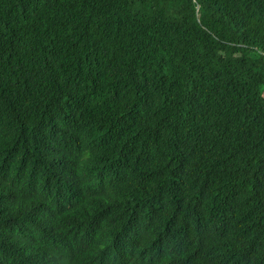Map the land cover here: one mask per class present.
<instances>
[{"label":"trees","instance_id":"16d2710c","mask_svg":"<svg viewBox=\"0 0 264 264\" xmlns=\"http://www.w3.org/2000/svg\"><path fill=\"white\" fill-rule=\"evenodd\" d=\"M0 264H264V0H0Z\"/></svg>","mask_w":264,"mask_h":264}]
</instances>
